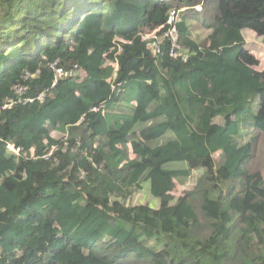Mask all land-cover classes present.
I'll list each match as a JSON object with an SVG mask.
<instances>
[{"label":"trees","instance_id":"obj_1","mask_svg":"<svg viewBox=\"0 0 264 264\" xmlns=\"http://www.w3.org/2000/svg\"><path fill=\"white\" fill-rule=\"evenodd\" d=\"M245 30L264 0H0V264H264Z\"/></svg>","mask_w":264,"mask_h":264},{"label":"rangeland","instance_id":"obj_2","mask_svg":"<svg viewBox=\"0 0 264 264\" xmlns=\"http://www.w3.org/2000/svg\"><path fill=\"white\" fill-rule=\"evenodd\" d=\"M201 8V6H200ZM196 21H193V23H195ZM197 23V22H196ZM196 30L194 32L195 36H199V37H204L206 36V30L202 29V28H198V27H194ZM244 38H245V50L246 53L245 54L249 60L251 61L250 63L253 64V62H255L256 64L254 66V69L262 71L264 70V45L262 44L261 39H259V37H257L255 35L254 32H252L251 30H245L244 31ZM245 60H247V58L245 57ZM81 74V72H79ZM78 73V74H79ZM221 120L219 118L216 119V122H220ZM51 135L53 137L56 138H61L63 136V134L60 131H53L51 133ZM260 148L258 147L257 150V154L259 155L258 157V166L261 169L262 175L264 176V134L261 135V140L259 143ZM220 157V153H216L215 154V158L219 159ZM180 163V162H179ZM178 164L177 162L175 163H171L168 164L167 167H173L174 165ZM197 174V172H194L193 176L190 177V179L185 180L182 183H176V187L173 190L172 194L175 197H178L180 195H182L184 192L190 190L193 185H194V178L195 175ZM152 202L155 204V206L158 205V199L156 198H152L150 193H149V187L146 184L145 188L136 193L129 201L128 203H133V204H139V203H149ZM151 207H154L152 204H150Z\"/></svg>","mask_w":264,"mask_h":264},{"label":"built area","instance_id":"obj_3","mask_svg":"<svg viewBox=\"0 0 264 264\" xmlns=\"http://www.w3.org/2000/svg\"><path fill=\"white\" fill-rule=\"evenodd\" d=\"M197 10H201L200 6H197L196 7ZM177 19V13L176 12H171L168 20H167V31H166V35L170 36V38L172 39L173 42H175V31H176V28H175V21ZM156 37V32H151L149 34H147L145 36V38H155ZM150 47L152 49L156 48L157 47V44L156 42H152L150 44ZM170 54L171 55H175V52L173 50H170ZM52 66H55V64L53 63ZM74 74V70H70V71H67V70H63L61 68H58V67H55V74H54V82L53 84L56 82V80L60 77H68V76H72ZM20 91V89H19ZM39 99H42L43 98V93H40L38 95ZM27 101H32V99H27ZM7 148L11 151H14L17 153L18 149L17 148H14L11 144H7Z\"/></svg>","mask_w":264,"mask_h":264},{"label":"crops","instance_id":"obj_4","mask_svg":"<svg viewBox=\"0 0 264 264\" xmlns=\"http://www.w3.org/2000/svg\"><path fill=\"white\" fill-rule=\"evenodd\" d=\"M243 35H244V33H243ZM259 39H261L260 37H259ZM247 51V50H246ZM248 55V54H247ZM244 56H246L245 54H244ZM247 57V56H246ZM247 59H248V57H247ZM253 68H254V66H253ZM257 71H259V70H257Z\"/></svg>","mask_w":264,"mask_h":264},{"label":"clouds","instance_id":"obj_5","mask_svg":"<svg viewBox=\"0 0 264 264\" xmlns=\"http://www.w3.org/2000/svg\"><path fill=\"white\" fill-rule=\"evenodd\" d=\"M199 6V5H198ZM197 7V6H196Z\"/></svg>","mask_w":264,"mask_h":264}]
</instances>
